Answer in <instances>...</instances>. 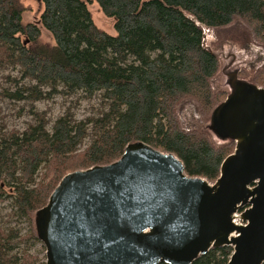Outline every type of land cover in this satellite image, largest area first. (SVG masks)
Here are the masks:
<instances>
[{"label":"trees","instance_id":"trees-1","mask_svg":"<svg viewBox=\"0 0 264 264\" xmlns=\"http://www.w3.org/2000/svg\"><path fill=\"white\" fill-rule=\"evenodd\" d=\"M40 1L34 23L23 21L21 0H0V65L18 68L27 81L5 95L34 104L59 92L98 94L105 107L79 119L65 112L50 127L41 113L22 131L0 128V201L10 197L12 216L30 224L24 235L0 227V264H45L26 248L16 251L19 242L39 239L33 215L64 175L107 165L130 144L173 153L186 175L214 182L234 140L216 144L206 132L186 131L177 114L191 98L210 117L228 95L212 88L220 60L203 45L204 29L240 20L264 47V0ZM93 1L114 19L113 34L94 22ZM39 25L52 46L41 42ZM254 80L264 84V67ZM231 252L230 245L211 247L192 264H227Z\"/></svg>","mask_w":264,"mask_h":264},{"label":"water","instance_id":"water-1","mask_svg":"<svg viewBox=\"0 0 264 264\" xmlns=\"http://www.w3.org/2000/svg\"><path fill=\"white\" fill-rule=\"evenodd\" d=\"M244 92L228 96L223 105L237 104L212 119L236 142L213 185L144 143L107 165L64 175L35 214L45 264H192L225 245H232L227 264H263L264 88ZM238 204L249 206L242 227L231 222ZM234 230L239 235L228 239Z\"/></svg>","mask_w":264,"mask_h":264},{"label":"rangeland","instance_id":"rangeland-1","mask_svg":"<svg viewBox=\"0 0 264 264\" xmlns=\"http://www.w3.org/2000/svg\"><path fill=\"white\" fill-rule=\"evenodd\" d=\"M24 5L23 21L36 22L42 10L40 0H21ZM89 9L97 26L108 33L113 34L114 19L106 17L96 2H90ZM40 27V40L47 45H53L54 41L46 29ZM25 40V39H24ZM203 45L215 53L220 60V68L211 80L214 91H224L225 95H233V98H241L247 85H255L254 76L264 67V47L256 43L250 29L240 20H234L231 24L222 27L205 28ZM16 80V81H14ZM26 80L20 79L18 68L4 67L0 65V128L5 131L17 129L22 131L28 123L35 121L38 114L44 115L48 121V127L61 114L68 112L76 118L96 116L105 107L100 95L91 99L81 94L66 96L62 92L53 94L49 99H42L34 104L28 101H18L6 96L7 91H14L16 87L26 84ZM259 85V86H258ZM264 88V84H257ZM219 103L209 116H203L195 100L187 98L178 105L177 114L186 131L206 132L216 144L225 143L229 138L224 135L219 126L218 118L214 121L215 112L222 106L231 108L237 104L236 100ZM36 113V114H35ZM89 138L84 140L88 144ZM235 142V141H234ZM236 146V142H235ZM208 181V180H207ZM214 184L215 182H210ZM253 185V184H252ZM11 198L6 197L0 201V227L16 228L21 235L26 234L30 224L26 219L12 216ZM36 214V213H35ZM33 215V225L36 215ZM36 227V221H35ZM26 248L28 253L37 256L40 261L45 260V246L40 239H29L17 244L19 253Z\"/></svg>","mask_w":264,"mask_h":264},{"label":"built area","instance_id":"built-area-1","mask_svg":"<svg viewBox=\"0 0 264 264\" xmlns=\"http://www.w3.org/2000/svg\"><path fill=\"white\" fill-rule=\"evenodd\" d=\"M248 207L249 206L240 207V204L236 206V210L231 215V222L236 227H242L246 225L247 222L243 219V213L247 210ZM238 235L239 233L236 230H234L228 235V239L237 237Z\"/></svg>","mask_w":264,"mask_h":264}]
</instances>
